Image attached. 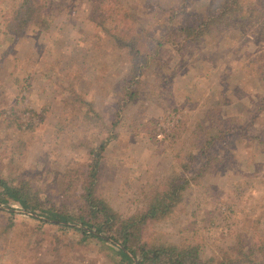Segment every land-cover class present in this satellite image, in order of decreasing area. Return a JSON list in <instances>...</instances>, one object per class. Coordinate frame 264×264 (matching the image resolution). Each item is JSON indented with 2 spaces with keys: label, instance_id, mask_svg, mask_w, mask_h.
Listing matches in <instances>:
<instances>
[{
  "label": "rangeland",
  "instance_id": "obj_1",
  "mask_svg": "<svg viewBox=\"0 0 264 264\" xmlns=\"http://www.w3.org/2000/svg\"><path fill=\"white\" fill-rule=\"evenodd\" d=\"M19 1L0 0V176L31 181L47 206L81 201L79 171L88 172L95 149L111 135L98 150L97 194L120 216L143 212L151 190L163 189L172 174L186 175L192 180L181 203L144 234L187 238L203 258L243 246L254 251L236 264H264V0H240L247 18L214 39L182 50L162 45L133 97L124 89L129 48L91 20L96 0H52L49 27L12 39L3 15ZM120 1L146 25L138 33L134 24L137 45L151 49L170 24L206 17L223 0ZM82 99L101 122L86 118ZM208 111L236 130L209 148L219 160L195 180L205 139L216 132ZM10 203L0 204V264H118L79 232Z\"/></svg>",
  "mask_w": 264,
  "mask_h": 264
},
{
  "label": "trees",
  "instance_id": "obj_2",
  "mask_svg": "<svg viewBox=\"0 0 264 264\" xmlns=\"http://www.w3.org/2000/svg\"><path fill=\"white\" fill-rule=\"evenodd\" d=\"M51 1L21 0L14 4L3 15L4 32L10 35V38L17 39L29 28L46 29L50 25L47 10ZM90 13L91 20L101 27V30L119 47L129 48L128 59L131 62V68L124 86L128 97L137 95L141 77L152 61L157 59L162 45L171 44L182 50L188 43L200 42L209 37L214 39L219 31L233 24L234 19L243 21L248 16L240 0H223L220 4L211 5L206 17L194 15L192 22L182 27L173 28L170 24L166 32L159 37H154L156 44L153 48L144 49L137 45L133 27L134 24L139 23L141 29L138 33H143L144 30L147 31L146 25L133 9L122 4L120 0H96ZM110 18L116 24L114 27L106 23ZM82 103L88 106L85 111L86 118L99 119L101 122V116L94 109V105L83 99ZM208 114L209 117L206 118L208 127L213 126L216 132L205 139L206 146H203L201 152L204 161L194 173L193 179L195 180L196 176L209 170L211 165L219 160L209 151V148L218 139L227 137L236 130L221 120L212 118V111H208ZM110 136L95 149L94 162L88 172L79 171L81 180L77 181L76 185L81 190L82 202L79 199L71 200L72 195H66V198L71 200L69 203L63 201L47 206L39 195V190L35 189L31 181L7 180L0 176L2 186L0 204L11 206L10 202H15L21 209L20 211L31 218L45 224L55 223L62 229H73L79 232L82 234V241L96 242L105 247L118 264H236L247 262L249 253L254 250H246L243 246L235 249L233 253L225 254L229 256L203 258L201 247L187 238L171 241L153 237L154 234H144L150 222H158L169 217L181 203L192 180L186 175L168 176L163 189L151 190L147 195L146 209L128 217L120 216L107 200L98 196L97 185L102 159L98 150L105 148Z\"/></svg>",
  "mask_w": 264,
  "mask_h": 264
}]
</instances>
